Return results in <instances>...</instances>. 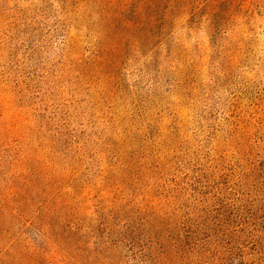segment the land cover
<instances>
[{
	"label": "rangeland",
	"instance_id": "obj_1",
	"mask_svg": "<svg viewBox=\"0 0 264 264\" xmlns=\"http://www.w3.org/2000/svg\"><path fill=\"white\" fill-rule=\"evenodd\" d=\"M0 264H264V0H0Z\"/></svg>",
	"mask_w": 264,
	"mask_h": 264
}]
</instances>
